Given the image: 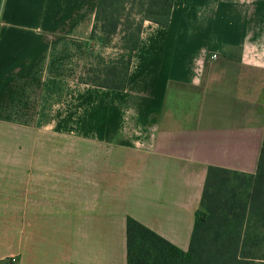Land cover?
<instances>
[{
	"label": "crops",
	"instance_id": "1",
	"mask_svg": "<svg viewBox=\"0 0 264 264\" xmlns=\"http://www.w3.org/2000/svg\"><path fill=\"white\" fill-rule=\"evenodd\" d=\"M98 3L0 0V230L21 211L20 264H128V217L187 252L209 167L258 170L264 0H175L111 93L81 83Z\"/></svg>",
	"mask_w": 264,
	"mask_h": 264
},
{
	"label": "trees",
	"instance_id": "2",
	"mask_svg": "<svg viewBox=\"0 0 264 264\" xmlns=\"http://www.w3.org/2000/svg\"><path fill=\"white\" fill-rule=\"evenodd\" d=\"M174 3L99 0L81 83L125 91L145 22L168 27ZM127 247L128 264H264V149L256 174L209 167L187 252L132 217Z\"/></svg>",
	"mask_w": 264,
	"mask_h": 264
},
{
	"label": "rangeland",
	"instance_id": "3",
	"mask_svg": "<svg viewBox=\"0 0 264 264\" xmlns=\"http://www.w3.org/2000/svg\"><path fill=\"white\" fill-rule=\"evenodd\" d=\"M97 53L101 52L99 46L96 47ZM106 57H114L116 50L113 48H107L102 52ZM94 60V58H93ZM96 60V58H95ZM94 60V61H95ZM69 197H67L68 200ZM21 211H15L14 212V225L12 229H8L6 233L0 230V236L3 234L7 235L6 244L3 245V248L5 251L10 253L11 257V264H20L21 259L20 255H22V245H21V239H22V227H21ZM68 214V213H67ZM57 242V241H56ZM67 242V241H66ZM61 243V242H60ZM1 246V245H0ZM61 250V249H58ZM7 262V261H6ZM9 264V263H8Z\"/></svg>",
	"mask_w": 264,
	"mask_h": 264
},
{
	"label": "built area",
	"instance_id": "4",
	"mask_svg": "<svg viewBox=\"0 0 264 264\" xmlns=\"http://www.w3.org/2000/svg\"><path fill=\"white\" fill-rule=\"evenodd\" d=\"M213 58L216 59L217 58V55H214Z\"/></svg>",
	"mask_w": 264,
	"mask_h": 264
}]
</instances>
